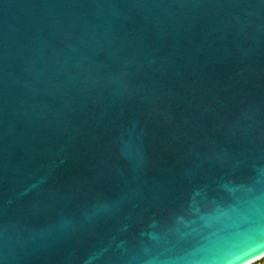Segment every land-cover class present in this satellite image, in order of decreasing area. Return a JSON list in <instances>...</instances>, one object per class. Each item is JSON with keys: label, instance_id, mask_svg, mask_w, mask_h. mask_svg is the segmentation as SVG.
I'll return each instance as SVG.
<instances>
[{"label": "water", "instance_id": "obj_1", "mask_svg": "<svg viewBox=\"0 0 264 264\" xmlns=\"http://www.w3.org/2000/svg\"><path fill=\"white\" fill-rule=\"evenodd\" d=\"M264 254V0H0V264Z\"/></svg>", "mask_w": 264, "mask_h": 264}, {"label": "flooded vegetation", "instance_id": "obj_2", "mask_svg": "<svg viewBox=\"0 0 264 264\" xmlns=\"http://www.w3.org/2000/svg\"><path fill=\"white\" fill-rule=\"evenodd\" d=\"M250 264H264V255L251 262Z\"/></svg>", "mask_w": 264, "mask_h": 264}, {"label": "bare ground", "instance_id": "obj_3", "mask_svg": "<svg viewBox=\"0 0 264 264\" xmlns=\"http://www.w3.org/2000/svg\"><path fill=\"white\" fill-rule=\"evenodd\" d=\"M263 255H264V254H263ZM263 255H261V256H263ZM261 256H259V257H261ZM259 257L255 258V259H253V260H251V261H249V262H247L246 264H250L251 262H253V261H255L256 259H258Z\"/></svg>", "mask_w": 264, "mask_h": 264}]
</instances>
